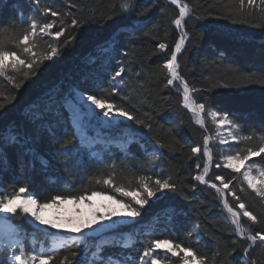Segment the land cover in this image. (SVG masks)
<instances>
[{
	"label": "trees",
	"instance_id": "obj_1",
	"mask_svg": "<svg viewBox=\"0 0 264 264\" xmlns=\"http://www.w3.org/2000/svg\"><path fill=\"white\" fill-rule=\"evenodd\" d=\"M181 2L189 4L191 14L185 18L188 37L178 62L181 76L190 87L199 89L192 93L193 100L224 110L239 122L240 134H253V140L221 144L217 123L207 114V108L201 125L183 105L180 82L167 84L170 77L164 64L180 35L173 23L179 7L171 0H135L129 13H122L120 0H69V4L64 0H40L39 4L35 0H0V38L8 47H14V35L24 30L19 23L22 18L25 25L34 20L38 27L55 19L53 32L62 26L61 20L67 28L59 40L38 36L36 57L17 49L21 58L31 60L42 59V54L57 48L51 60L38 59L33 69L10 71L15 83L0 77V136L16 134L19 140L4 147L8 166L0 170V184L5 190L11 193L27 185L39 202L48 203L55 196L78 200V196H91L92 192L130 203L131 197L116 192V187L143 194L141 176L170 178L175 185L174 190L157 192L141 209V215L128 221L131 223L98 237L89 236L86 242L66 241L50 264H104L94 257L98 249H103L105 258L112 256V264H133L158 238L191 247L206 258L205 264H264L260 242L245 258V248L251 242L239 237L227 210L229 206L238 210L237 205L243 202L259 217V223L242 216V225L254 231L264 229V200L248 188L240 173L214 166L222 163L229 151L255 148L259 136L264 135V12L247 6L241 11L239 0ZM44 7L61 16L43 14L40 10ZM73 18L79 23L69 27ZM67 39L71 42L65 43ZM160 43L168 48L160 50ZM120 67L124 73L114 77ZM73 89L106 98L131 114L132 119L121 117L105 130L117 144L84 143L78 154L62 155L79 143L69 122V110L64 107ZM96 114L103 112L98 109ZM49 127L55 136L49 134ZM88 129L92 133V128ZM219 133L225 134L222 128ZM205 137L213 166L205 177L207 183H201L195 176L202 173L208 160L203 152ZM120 139L124 144L118 142ZM194 146H200L201 153H193ZM29 147L35 149L36 156L25 153ZM37 157L47 160L48 166L43 167ZM253 160H264V154ZM218 174L225 182L231 181L229 189L240 197L239 201L229 190L221 193L210 187L211 183L222 187L215 180ZM109 177L112 184L103 183ZM12 218L26 235V245L35 240L38 248H52L54 238L45 235L44 229L19 212ZM126 234H130L132 247L120 246L127 242ZM179 262V256L170 259L171 264Z\"/></svg>",
	"mask_w": 264,
	"mask_h": 264
},
{
	"label": "snow or ice",
	"instance_id": "obj_2",
	"mask_svg": "<svg viewBox=\"0 0 264 264\" xmlns=\"http://www.w3.org/2000/svg\"><path fill=\"white\" fill-rule=\"evenodd\" d=\"M36 4L40 3V0H35ZM65 4H69V0H64ZM135 0H120V9L122 13L132 12L133 5ZM173 5L179 7L178 18L173 20V23L176 26V29L179 30V42L174 45V52L170 53V58L164 64V68L167 69L169 77L167 79L168 85H173L174 81H179L182 88L183 95V105L185 108H190L193 113L198 118V123L201 125L204 124V115L207 108V114L211 116L213 121L217 123L218 134L220 135L219 142L221 144L227 145L229 141H234L240 143L241 141L247 142L253 140V134H240L239 122L235 119H230L229 114L221 109H214L212 105H207L201 101L193 100L192 93L198 92L199 89L190 87L188 82L180 74V64L178 62L177 54L181 53L184 45L186 44L188 32L185 30L186 20L185 18L190 16L191 9L189 4L182 3L181 0H171ZM76 5H70V7H75ZM249 9H258L261 12H264V0H239L240 10L243 11L245 7ZM40 11L43 14L47 15L50 13L51 17L59 18L61 14L58 11L53 10L50 7H44ZM20 16L23 17V13H20ZM199 19V17H196ZM264 19V18H262ZM19 23L24 28L18 35H14L11 43L14 47H8L6 42L0 38V77L5 78L11 83H15L14 77L9 75L11 72H19L22 68L33 69V65L38 62L40 58H34L28 60L26 58H21L18 55L17 49L23 53L28 54L32 57H36L34 49L37 47L38 36H49L53 37L56 40H59L60 37L64 36L66 27L63 26V21L61 20V27L58 28L55 32L52 30L56 27L57 20L53 19L48 22H43L39 25L34 20H29L28 24H24V19H20ZM79 21L73 18L70 21L69 27H75ZM71 39H75L74 36ZM71 39H67L65 43H70ZM168 48V45L165 43L159 44L160 50H165ZM57 54V48H51L50 52L42 54V60H51L53 56ZM125 69L120 67L114 73V77H120L124 73ZM33 74H35L33 72ZM24 77H28V73L24 74ZM264 78V77H262ZM115 90V88L113 89ZM83 104L78 106L83 109L85 105L88 108L95 106L102 110L105 117H109V123H112L116 116L127 117L132 119L131 114L122 107H117L114 103L109 102L106 98H98L94 94H89L84 96L83 94L79 98ZM90 102V103H89ZM3 105L0 104V108ZM115 114V115H112ZM219 116L220 119L217 121L216 117ZM69 122L73 128V135H76L79 143L74 147L67 148L66 151L62 152V155L68 156L70 153H79L80 148L84 145V133L82 131L83 125L76 114L75 111L69 114ZM225 125L231 126L228 130L227 135L219 133V129L224 128ZM261 130L264 131V124L261 125ZM49 134L55 136V132L51 127L48 128ZM65 136L69 135L68 132L64 133ZM0 140H3L4 143H0V170L8 166L7 154L4 152L5 144L7 146L16 145L19 143L18 137L16 134H9L7 137L0 136ZM259 144L255 148L247 147L245 149H236L235 151H229V154L223 156L222 163H216L214 166L216 168H228L233 172L240 173L244 182L247 183L249 189H251L256 196L264 200V160H253V158L261 157L264 154V135L259 136ZM28 141L26 140L25 143ZM163 147V145H161ZM200 146H194L191 148L193 153H201ZM204 155L208 157L207 162L203 164V171L201 174L196 175L195 179L201 183H207L205 177L208 175L212 164V155L208 148V138L205 137L203 144ZM25 153L36 156L34 148H25ZM40 160V163L43 167L48 166L47 160L43 157H37ZM252 161V163H248ZM197 168L201 167L200 163L196 164ZM243 169V171H241ZM255 169V171H254ZM170 179V178H169ZM169 179H155L152 180L151 177L139 178L140 187L143 190V194L140 191H127L122 187H116L115 191L122 193L124 196H130L132 202L124 203L119 201L120 206L124 209L123 213H118L112 211L110 214L99 215L98 220L100 222L111 221L113 216L125 215L128 217H139L141 215V209L148 204L149 200L153 197H156L157 192L164 190H174L175 185L169 182ZM215 180L220 181L222 187H217V184L211 183L210 187L217 190V192L223 193L224 190H229V185L231 181L225 182L223 175H216ZM99 182V181H98ZM151 182V183H150ZM103 183L111 185L112 179L109 177L104 179ZM154 184V187H153ZM26 195H22L26 193ZM100 195L98 192H92L91 196L87 193L77 197L78 200L83 201L90 199L93 196ZM231 195L235 197L237 201L240 200V197L235 194L234 191H231ZM68 202L64 199H61L60 196H55L52 198L51 202H38V198L33 191L27 190V185H22L18 189L13 190L9 193L2 184H0V213H7L15 215L17 212L23 214L26 217H31L34 222H39L41 225H50L51 228H60L61 224L54 221H50L44 218L43 211L57 203ZM227 205V200H225ZM139 206L137 208L136 206ZM238 210H234L233 207L229 206L227 208L228 212L232 216V223L235 225L236 231L239 234L240 238L246 239L251 243L245 248L244 256L245 258L248 255V252L257 245V242H260V246H264V229L253 230L250 226L246 227L241 223V217H246L248 221H251L253 224L259 223V217L255 215L252 211L245 208V204L240 202L237 205ZM93 216L96 217L97 214L93 213ZM0 219L7 220V217H0ZM94 222V221H93ZM93 222H85L79 227H74L71 231L79 232L84 228L91 229ZM125 224L131 222H123ZM116 222L112 224H103V228H113ZM197 227H199L197 225ZM3 232V238L0 239V264H50L55 259V254L59 248L63 247V244H57L51 249H45L43 246L37 247V241H33L30 244H25L26 235L22 234L18 227L9 226L3 229H0ZM45 235H52L45 231ZM130 235V234H129ZM124 248L132 247L131 243L125 242L120 245ZM157 250H163V255ZM103 249H98L97 253H94V257L104 261V264H112V256L108 255L106 258L102 255ZM183 253V255H181ZM170 254V255H168ZM179 256V264H205L206 258L200 257L191 247L182 246L178 242H174L170 238H158L151 242L150 246L143 251L142 257L134 261L133 264H169L171 257ZM6 257V258H5ZM117 264L119 262L117 261Z\"/></svg>",
	"mask_w": 264,
	"mask_h": 264
},
{
	"label": "rangeland",
	"instance_id": "obj_3",
	"mask_svg": "<svg viewBox=\"0 0 264 264\" xmlns=\"http://www.w3.org/2000/svg\"><path fill=\"white\" fill-rule=\"evenodd\" d=\"M80 96L81 94H77V96L75 97V100L71 99V100H68V102L65 101L64 107L68 106V108L70 109V112L75 111L77 114L79 112L80 114H78V116L80 119L85 117L86 121L82 123L83 125L82 131L84 133L85 143L88 144L89 146H93L95 145V143H100V142L102 144H106L107 142H109V144L111 143L117 144V141L114 140L113 138H110V136L109 138L106 137V135H102V134L101 135L103 137L91 136L92 135L91 130H89L88 128L86 129V126L91 125L93 129L97 127H102L105 129L110 128V127L112 128V126H114L121 119V117L116 116L113 122L109 123L108 122L109 117H105L104 115L98 116L96 114L97 108H95V106L88 108L87 105L84 106L85 111L82 113L81 108L78 106V103H77L79 102V104H83V102L79 100ZM188 109L192 111L190 108ZM112 115H115V114H112ZM216 118L218 120L220 119V117H216ZM230 127L231 126L229 125H225L224 127L225 129L222 128L223 132L225 133L224 134L225 136L227 135L226 133H228V130L230 129ZM105 137L108 138V140L107 139L105 140ZM118 142L124 144L122 139H120V141ZM66 201L68 202L57 203L47 209H44V213H45V215H43L44 218L61 224L62 227L60 228H51L50 225H41L39 224V222H34L31 217H26L33 223L34 226L42 230L44 229L45 231H48L49 233L52 234L51 237L54 238L52 240L54 244L51 241L52 247H54L57 244H64L66 241H82L83 242L89 236L98 237L102 232L110 231L112 229V228L111 229L103 228L102 227L103 224H112L113 222H116L113 228H118L119 226L124 224L123 222H128L132 220L133 218V217L125 216V215H117V216H113L111 221L100 222L98 220L99 215L110 214L112 211H116L118 213L124 212V209L121 208L119 201L110 197L109 195L105 196V195L100 194L97 196H93L90 199L83 200V201H78V200H66ZM93 213H96L97 216L94 217ZM9 215L7 213H0V217H7V220L0 219L1 222L5 224L6 227H9L12 225L14 226V224L11 221H8ZM230 219L232 221V216H230ZM85 222H93L92 228L91 229L84 228L79 232L71 231L72 228L79 227L81 224ZM125 239L128 243L131 242V237L128 234H126ZM157 251L160 252L161 254H164L163 250H157ZM169 264L171 263L169 262Z\"/></svg>",
	"mask_w": 264,
	"mask_h": 264
},
{
	"label": "bare ground",
	"instance_id": "obj_4",
	"mask_svg": "<svg viewBox=\"0 0 264 264\" xmlns=\"http://www.w3.org/2000/svg\"><path fill=\"white\" fill-rule=\"evenodd\" d=\"M180 55V54H179ZM179 55H178V57H179ZM77 94H83V95H85V96H87L88 94H86V93H84V92H81V91H78V90H75V89H73L70 93H68L67 94V99H66V102H68V100H75V97L77 96ZM67 107V109H69L68 108V106H66ZM187 110H189L188 108H186ZM97 110H98V108L96 109V112H97ZM73 111V110H72ZM85 111V109L83 108V109H81V112L83 113ZM190 111V110H189ZM192 112V111H191ZM71 112H70V109H69V114H70ZM193 113V112H192ZM77 114V113H76ZM78 114H80L79 112H78ZM77 114V115H78ZM81 120V122L83 123L84 121H86V119H85V117H83V118H81L80 119ZM89 127H91L92 128V126L90 125H87L86 126V129L87 128H89ZM92 135L91 134H89V135H91V136H93V137H103L102 135H106V137H108L109 138V134L108 133H105V128H102V127H97V128H92ZM97 134V135H96ZM102 134V135H101ZM105 137V140L107 139L108 140V138H106ZM86 144V143H85ZM88 145V144H87ZM89 146V145H88ZM39 202V201H38ZM9 215V214H8ZM43 215H45V213H44V211H43ZM7 216V215H6ZM25 218H26V216H24ZM28 219V218H27ZM8 221H11L13 224H14V226H16V227H19L20 226V224L18 223V222H16L13 218H12V214H10L9 216H8ZM13 226V225H12ZM4 227H6L5 226V224L3 223V222H1V220H0V229H3ZM0 236H3V232L2 231H0ZM86 240V239H85ZM83 241V242H86V241ZM82 242V241H81ZM70 245V244H69Z\"/></svg>",
	"mask_w": 264,
	"mask_h": 264
},
{
	"label": "water",
	"instance_id": "obj_5",
	"mask_svg": "<svg viewBox=\"0 0 264 264\" xmlns=\"http://www.w3.org/2000/svg\"><path fill=\"white\" fill-rule=\"evenodd\" d=\"M179 54H180V53H179ZM179 54H177V56H178Z\"/></svg>",
	"mask_w": 264,
	"mask_h": 264
}]
</instances>
